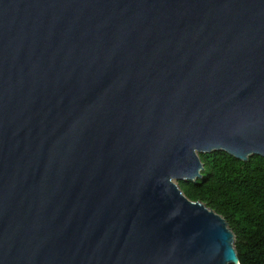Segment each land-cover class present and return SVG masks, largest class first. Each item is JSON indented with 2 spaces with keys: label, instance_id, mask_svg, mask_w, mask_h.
I'll use <instances>...</instances> for the list:
<instances>
[{
  "label": "water",
  "instance_id": "obj_1",
  "mask_svg": "<svg viewBox=\"0 0 264 264\" xmlns=\"http://www.w3.org/2000/svg\"><path fill=\"white\" fill-rule=\"evenodd\" d=\"M213 151L264 158V0H0V264H239Z\"/></svg>",
  "mask_w": 264,
  "mask_h": 264
},
{
  "label": "trees",
  "instance_id": "obj_2",
  "mask_svg": "<svg viewBox=\"0 0 264 264\" xmlns=\"http://www.w3.org/2000/svg\"><path fill=\"white\" fill-rule=\"evenodd\" d=\"M198 156L201 177L178 181V187L226 221L239 264H264V158L241 161L224 151Z\"/></svg>",
  "mask_w": 264,
  "mask_h": 264
}]
</instances>
